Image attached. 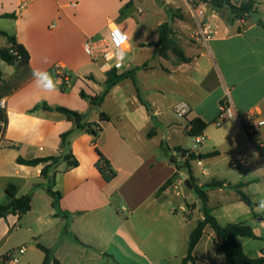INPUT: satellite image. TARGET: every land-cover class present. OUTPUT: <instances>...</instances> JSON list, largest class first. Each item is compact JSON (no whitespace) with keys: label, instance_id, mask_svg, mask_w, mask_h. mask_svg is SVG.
I'll return each instance as SVG.
<instances>
[{"label":"crops","instance_id":"obj_1","mask_svg":"<svg viewBox=\"0 0 264 264\" xmlns=\"http://www.w3.org/2000/svg\"><path fill=\"white\" fill-rule=\"evenodd\" d=\"M135 1L0 0V48H11L9 35L30 55L27 67L0 60V191L5 194L0 205L10 202L6 193L10 187H14L18 198L31 195V209L26 215L19 219L9 214L0 220V241L6 237L7 247L0 251V257H10L9 263L20 264L25 258L26 264H31L28 245L43 264L44 252L37 247L41 244L50 249L59 264H115L117 260L116 264H162L164 258L172 256L180 257L182 264L191 233L204 215L202 200L198 196L199 202L191 194L185 206L176 202L171 208L172 190L180 186L178 177L183 184L192 180L191 191L194 185L205 191L211 213L217 205H211L212 188L207 186L214 181L225 184L212 191L229 187L235 199L240 196L231 187L243 183L241 190L253 201L245 191L251 183L260 182L258 178L239 183L223 179L204 183L192 172L191 160L197 159L202 165V160L223 157L233 162V168L245 166L252 176H259L257 162L264 173V149L260 148L264 126L256 134L251 133L264 120L263 2L253 0L259 13L244 21H231L227 9H213L207 4V17L215 22L218 31L204 43L197 37L202 3L196 10L186 0L182 10L195 33L186 34L184 26L176 22L177 16L171 20L170 28L178 39L179 46L175 48L188 61H181L172 50H166V56L155 52L156 47L149 44L159 42V30L156 41L142 46L148 45L159 57V65L153 69L166 74L165 83L155 88L146 82L137 85L139 68L148 70L147 63L136 68L127 64L121 73L136 70L134 80L121 81L100 104H93L92 98L106 89L108 68L85 53L84 43L89 38H107L115 24L127 34L134 32L143 16L138 14L140 7L134 11ZM231 1L240 5L249 0ZM189 37L195 40L190 43ZM131 48L128 43L127 51ZM34 69L49 72L58 91L38 88L32 79ZM130 80L134 90L127 100L129 107L124 104L109 111L111 101L120 102L114 98L115 91ZM227 91L240 120L233 118L216 126L220 102ZM167 93L171 96L168 108L175 116L180 102L190 105V113L178 126L170 123L168 108L161 105L159 98L167 99ZM57 108L79 113L82 123L98 124L99 134L79 127ZM102 114L106 115L103 119ZM194 118L208 124L201 143L196 144L197 137H192L194 149L198 145L201 150L206 148L199 151L198 158L177 141L178 128L187 135L188 124ZM65 155L77 160L78 166L70 167L67 161L60 160L46 176L42 170L50 163L27 166L17 161ZM101 158L115 173L109 181L99 170ZM181 161L189 162V168L180 169L178 175ZM48 188L60 194L56 205ZM178 210L185 215L183 226L177 220ZM195 214L196 226L187 239L183 236L182 248L186 246V251L177 254L182 227L190 224ZM257 218L259 215H255ZM216 243H222V239L207 226L193 260L187 264H225V255L217 252ZM21 248L25 249L22 254Z\"/></svg>","mask_w":264,"mask_h":264},{"label":"rangeland","instance_id":"obj_2","mask_svg":"<svg viewBox=\"0 0 264 264\" xmlns=\"http://www.w3.org/2000/svg\"><path fill=\"white\" fill-rule=\"evenodd\" d=\"M186 0H143V1H135V9L134 11L137 12L138 7L144 10V14H142V18L139 21V26L134 32L129 31V43L131 44L132 48L127 52L126 57V64H129L131 67H141L142 64L147 63L148 70L143 68H139L138 76H136V83L137 85H144V82L148 83V86L155 88L157 84H162L167 80L166 74L163 73L161 70H154L153 67L159 65L160 59L158 56L153 54V49L149 48L148 45L145 47L142 46V43H147L149 41H156L159 38V24H167L168 25V42L170 47L179 46L178 39L176 38V33L173 29L170 28V22L173 17L177 16L178 20L176 22L182 26H184V31L189 36L194 34V30H192L191 21L186 18V14L183 12L182 8L185 6ZM190 4L193 6L194 9H199L201 2L197 0H188ZM262 3V9L264 10V0H260ZM173 13V14H172ZM176 18V17H175ZM187 24V25H186ZM192 37L188 38V41L191 43L194 41ZM163 49H166L163 48ZM170 53V52H169ZM132 81H128L123 83L120 86V89L115 91L116 97L120 100L119 104H115V102L111 101V104L106 105L109 111H115L119 105H126L127 100L131 92H133V83ZM104 86H102L103 88ZM153 91V90H151ZM133 94V93H132ZM169 96V93L166 94ZM161 101V105L164 107H169L171 100V96L167 99L163 100L159 98ZM115 100V99H113ZM121 103V104H120ZM168 115L170 118V123L175 124L176 126L179 125V122H182L181 118H178L174 115L172 109L168 108ZM224 123V122H223ZM222 123V124H223ZM221 124V125H222ZM161 128H165V125H162ZM178 142L182 145L184 150L195 152L198 158L199 151L201 150V145H198L196 149H194V139L188 135H185L179 128H178ZM170 144V143H169ZM177 154V153H176ZM181 158V155H177ZM170 157V155L168 156ZM187 161H181V165L179 166L178 175L180 174V169L187 171L189 166L186 163ZM232 161L230 159H224L223 157H216L212 160H202V165H198L197 159L191 160V168L192 172L198 176L201 181L204 183H210L213 180L223 179L228 180L231 183H239L240 181H251L254 177L258 178L260 182H253L251 183L248 192L245 191L247 194L252 195V199H259L261 196H264V173L260 170L262 169L260 164L256 162L257 169H259V176H252L247 172L245 166L241 165L238 169L233 168ZM205 171L208 174L204 175L202 172ZM246 173L247 176H242V174ZM180 186L178 189H174V193L172 194L171 201L173 202L171 208L176 205V202L181 203L185 206L186 198L188 195L191 194L194 198L199 199L198 195L191 191L188 187L183 184V180L179 178ZM185 182V181H184ZM258 189V194H255L254 191ZM176 192H179V195H176ZM229 187H225L223 190H210L209 196L211 205H217V208L212 211V215H214L218 221L222 225H226L228 223H239L244 222L245 224L251 226L253 228L254 233L260 237V239H252V238H241V242L244 246V251L247 256L251 258H259L264 255V212H259L254 208V212L248 207L244 202L239 199H235V195L233 194ZM47 196V195H46ZM5 200V194L3 191H0V201ZM200 202V199H199ZM220 203V204H218ZM1 204V203H0ZM255 215H259V220L255 219ZM196 217L195 214L192 217V222L186 227H182L181 235H180V247L177 249V254L186 251V246L182 248V241L183 236L185 235L186 239L189 237L193 227L196 226ZM185 215L182 211L178 210V217L180 224L183 226L185 224L184 221ZM6 237L3 241H0V251H5L7 247L4 246ZM29 260H31V264H39V260L36 254H34L32 247H29ZM177 256H172L171 258H164L162 264H181L180 257L176 258ZM80 261V260H79ZM10 262V257L4 256L0 257V264H7ZM27 260L25 258H21L20 264H26ZM99 262L98 264H100ZM116 263H119L118 260ZM115 263V264H116ZM12 264V263H9ZM93 264H97V261H94Z\"/></svg>","mask_w":264,"mask_h":264},{"label":"trees","instance_id":"obj_3","mask_svg":"<svg viewBox=\"0 0 264 264\" xmlns=\"http://www.w3.org/2000/svg\"><path fill=\"white\" fill-rule=\"evenodd\" d=\"M201 3H206L210 5L213 9H227L229 13V17L231 21H244L248 20L254 16H256L259 11L256 6V2L253 0H249L243 2L240 5H234L231 0H197ZM261 24V22H259ZM168 25L163 24L160 30V39L158 43H151L150 46H155V52L161 55L166 56V50H172L181 61H188L181 52L177 51L174 47L169 46L168 42ZM8 36L10 43L12 44L11 48L3 49L0 48V60L10 64V65H18L25 66L29 65L30 55L26 48L17 43L16 38L12 36ZM166 49H163L165 48ZM135 71H126L123 73H118L114 70L107 72V80H106V89L103 94L99 97L92 98V103H101L109 91L115 87L121 81L131 78L134 80ZM0 79H1V71H0ZM83 95V93H82ZM57 111L65 114L70 120L75 121L77 125L81 128H87L94 135H98L100 132V128H98V124H87L82 123V116L77 113L70 111L66 108H57ZM106 115L102 114L101 118L103 119ZM208 127V124L202 120L201 118H194L188 124V130L186 131L187 135L190 137H199L204 134ZM97 128V130H96ZM66 137V135H64ZM178 150V149H176ZM190 158L193 159L194 156L191 153ZM60 160H65L68 162L70 167L78 166V161L75 160L71 155H65L63 157H47V158H39L33 160H26L19 158L17 161L20 164H24L27 166H38L40 164L50 163L49 166H46L42 170V175L46 176L49 168L55 166ZM102 166L100 165L99 170L103 174L106 180H110L115 176V173L111 171V169L107 166V162L104 158H101ZM189 166V162H186ZM191 180V179H190ZM192 182V180H191ZM171 183L168 182L166 186ZM224 182L214 181L209 184L208 188H222L224 187ZM243 183L238 184L234 187H231L236 190L239 194L241 200L245 202L250 208H253L255 205L249 196H247L241 188L243 187ZM49 194L54 198V204L56 205L60 199V194L53 192L50 188L47 189ZM194 191L200 197L203 202V215L204 218L200 221L194 231L191 233L188 253L186 257L183 259L182 264H187L189 261L193 260L194 250L199 243L200 239L204 234V230L207 226L213 229L217 236L222 239V243H216V250L218 253L222 252L225 255L226 262L225 264H264V256L259 258H251L248 257L242 245L239 242V238H252L259 239L253 231V228L244 222L239 223H228L226 225H221L216 217L212 215L210 209L207 208L206 204L208 201L207 194L202 188L194 185ZM6 193L10 199L8 204L0 205V220L5 218L9 214L18 215L19 219H21L24 215H26L31 209V195H26L22 197H16V191L14 187H10L6 190ZM37 247L44 252L45 258L43 264H59V261L54 259L50 249L44 247L41 244H37Z\"/></svg>","mask_w":264,"mask_h":264},{"label":"built area","instance_id":"obj_4","mask_svg":"<svg viewBox=\"0 0 264 264\" xmlns=\"http://www.w3.org/2000/svg\"><path fill=\"white\" fill-rule=\"evenodd\" d=\"M201 6L202 9L199 11V28L197 37L204 43H208L212 36L217 33L218 27L210 17H207V4L202 3ZM143 13L144 11L141 8L138 9V14L142 15ZM117 33H119V35H117ZM128 43V34L119 25L115 24L110 27V32L107 38H102L100 40L94 38L87 39L84 43V51L91 58L104 62L108 71L114 70L121 73L127 66L126 57ZM85 46H87V50ZM117 65H119V67H117ZM1 106H4V102H1ZM190 111V105L186 101L180 102L175 107V114L181 119L185 118ZM233 118H238L240 120L230 98V94L227 91L225 98L220 102V113L215 121V125L221 126L223 122ZM261 126H264V120L258 122L257 125L251 129V133L256 134ZM202 140L203 137L201 136L195 138L196 144L201 143ZM260 148L264 149V143L260 144ZM24 252V248L19 250L20 254ZM13 261L18 262L16 258H14Z\"/></svg>","mask_w":264,"mask_h":264},{"label":"clouds","instance_id":"obj_5","mask_svg":"<svg viewBox=\"0 0 264 264\" xmlns=\"http://www.w3.org/2000/svg\"><path fill=\"white\" fill-rule=\"evenodd\" d=\"M85 48L87 50V46H85ZM117 67H119V65H117ZM32 79L36 86L44 91H58L56 81L53 79L52 75L47 71L34 69L32 71ZM253 204L256 206L257 211L264 212V196H261L259 199H254Z\"/></svg>","mask_w":264,"mask_h":264},{"label":"water","instance_id":"obj_6","mask_svg":"<svg viewBox=\"0 0 264 264\" xmlns=\"http://www.w3.org/2000/svg\"><path fill=\"white\" fill-rule=\"evenodd\" d=\"M185 186L188 187L191 190L193 189V185L191 184V182L189 180H186Z\"/></svg>","mask_w":264,"mask_h":264},{"label":"snow or ice","instance_id":"obj_7","mask_svg":"<svg viewBox=\"0 0 264 264\" xmlns=\"http://www.w3.org/2000/svg\"><path fill=\"white\" fill-rule=\"evenodd\" d=\"M117 35H119V33H117Z\"/></svg>","mask_w":264,"mask_h":264}]
</instances>
